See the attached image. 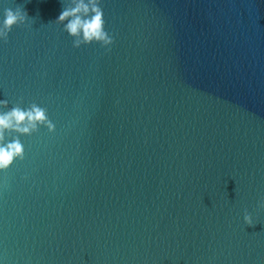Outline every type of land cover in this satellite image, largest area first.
Here are the masks:
<instances>
[{
    "label": "water",
    "instance_id": "obj_1",
    "mask_svg": "<svg viewBox=\"0 0 264 264\" xmlns=\"http://www.w3.org/2000/svg\"><path fill=\"white\" fill-rule=\"evenodd\" d=\"M68 2L0 0V110L55 124L9 136L0 264H264V0H101L110 52Z\"/></svg>",
    "mask_w": 264,
    "mask_h": 264
},
{
    "label": "clouds",
    "instance_id": "obj_2",
    "mask_svg": "<svg viewBox=\"0 0 264 264\" xmlns=\"http://www.w3.org/2000/svg\"><path fill=\"white\" fill-rule=\"evenodd\" d=\"M4 19L0 22V40L8 41L9 33L13 26L26 25L29 17L25 10L17 7L15 10L6 8ZM54 23L63 25L71 37L73 47H80L94 42L100 43L106 51H111V45L115 42L114 35L105 30L104 11L101 0H69L63 5V10ZM8 101L0 100V109L8 107ZM23 99L7 111L0 110V171H6L14 161L23 159L25 154L24 144L19 136H11L15 132L21 135H31L39 130L40 125L47 127L49 132L55 130V124L49 118L47 109L35 102L27 108L21 107ZM264 206V201H261ZM245 223L253 226L251 213L245 210Z\"/></svg>",
    "mask_w": 264,
    "mask_h": 264
}]
</instances>
